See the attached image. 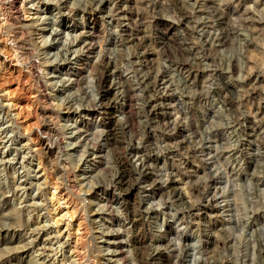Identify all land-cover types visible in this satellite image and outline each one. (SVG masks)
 <instances>
[{
    "label": "rangeland",
    "instance_id": "obj_1",
    "mask_svg": "<svg viewBox=\"0 0 264 264\" xmlns=\"http://www.w3.org/2000/svg\"><path fill=\"white\" fill-rule=\"evenodd\" d=\"M67 1L78 9L75 14H67L52 0H19L26 21H4L0 16V110L4 105L11 121L6 126H11V131L16 129L10 132L14 143L9 147L0 145V158H11L12 167L5 169L0 163V172L3 179L10 174V178H29L16 198L9 193L0 203V223L13 220L6 211V201L16 204L22 200L18 207L26 210L23 220L32 229L37 227L35 220L52 227L50 235L44 231L40 236L34 235L26 228L11 230L8 235L2 233L0 255H7L0 264H28L31 252L21 248L24 242L19 240L31 238L39 244L35 257L52 255L47 263H52V257L63 260L62 252L55 256L56 252L51 251H60L58 230L64 237L62 242L69 241V232L73 238L82 234V264H139L135 247L139 242L148 258L159 252L170 253V261L158 264H179L180 253L185 249L186 264H264V0H211L214 8L210 12L200 8L203 0H184L192 14L187 24L189 35L184 31L186 21L171 8L169 0H123V6L143 12L152 3H159V14L175 26L172 49L189 50L199 84L196 88L190 86L187 74L175 68L161 46L153 15L146 14L142 26L132 25L129 32H124L123 20L116 12L113 16L107 9L101 13L91 0ZM111 2L110 8L115 11V2ZM46 7L50 10L45 15L49 18L43 25L48 26L45 32L35 24L23 27L37 19L38 10ZM223 13L230 28L226 44L219 40L222 27L217 24ZM52 29L62 33L59 38L64 44L85 39L95 29L93 53L79 59H75L76 53L67 55L64 59L68 58L71 65L62 75L59 69L64 60L57 62L58 49L52 48L47 54L41 47L57 42L51 36ZM129 33L147 40L142 51L149 55L150 68L138 59L141 50L127 40ZM100 56H109L114 62L110 98L115 104L109 111L96 103L99 75L94 65ZM234 65L237 70H233ZM76 70L81 74L79 83L58 93L56 98L57 87L50 85L49 79L59 75L65 81L77 79L72 77ZM151 71L160 80V102L169 105L171 120L184 126L180 133L175 127L162 131L161 122L144 110L148 95L139 87V79ZM60 80L53 82L62 85ZM124 82L135 87L134 126H130L124 111ZM223 83L233 89L232 110ZM201 91L206 97L198 102ZM15 103L17 109L13 107ZM71 105L72 109H86L79 116L68 108ZM46 113L51 117L46 118ZM110 121H117L123 133L108 141L103 125ZM70 127L84 131V145L77 152L68 147ZM37 136L44 148L39 154L33 152L38 149L36 144L29 141ZM181 141L184 144L175 148L172 159L163 153L162 160L153 164L151 170L143 169L142 163L153 151L163 152ZM29 150L32 153L25 160L19 159ZM93 151L100 153L91 155ZM118 156L129 165L131 183L135 184L130 193L122 183ZM14 157L18 159L13 160ZM86 157L88 162L84 163ZM170 166L177 180L175 187L193 206L192 214L210 204L218 208L209 215L191 216L180 200L181 194L152 191L153 181H167ZM53 194L57 196L53 198ZM62 195L65 198L58 202L56 199ZM132 216L141 220L137 231L129 224ZM55 220L59 225H54ZM171 227L180 228L183 234V244L177 251L160 242L164 231ZM111 234L112 242L121 243L108 248L105 236ZM170 239L179 242L176 235ZM44 243L47 251L40 256ZM67 250L64 247L63 252L67 254ZM112 250L117 253L110 254Z\"/></svg>",
    "mask_w": 264,
    "mask_h": 264
},
{
    "label": "bare ground",
    "instance_id": "obj_2",
    "mask_svg": "<svg viewBox=\"0 0 264 264\" xmlns=\"http://www.w3.org/2000/svg\"><path fill=\"white\" fill-rule=\"evenodd\" d=\"M55 1L62 9H65L67 11V14L69 15H73L76 13V11H78L77 8H74L72 6L68 5V1L67 0H52ZM92 4L97 5V11L103 13L106 9L109 10L112 13L116 12V16H118L119 20H123L121 23L123 26H125V30L124 32H129V29L132 25H137V26H142L144 23V18L146 14H151L153 15V20H154V24L157 26V33L156 35L158 36V38L160 39V44L161 46L165 49L168 57L173 61L174 66L177 70L186 73L187 74V80L188 83L190 84L191 87H197L199 86V84H197V80L195 79V77H197L196 74V70L194 69V65L190 59L189 56V50H186L184 47H179V49H177L176 51H174L171 47V40H173V35L174 30H175V26L174 24L170 23L165 17H163L162 15L159 14L160 12V5L157 2H154L150 5V8H146L145 11H133L132 8H127L125 6H123V0H114L115 2V11L112 10V8H110V5L112 6L111 0H91ZM171 8L177 12L183 21H186L185 25H184V31L186 32V34H190V30L188 28V23L190 22L191 17V13L190 11H188L185 7V1L184 0H169ZM201 6L200 8H207L210 12V10H212V6H210V4H213L211 0H203L201 2ZM50 9L49 7H46L45 9H39L38 10V17L37 19L35 18L34 20L31 21V24H23V27L26 26H30L32 24H35V26H38L40 29V31L45 32L48 28V26L43 27V25L47 24V20L49 19L48 17H46L45 15L47 14L46 12H48ZM106 10V11H107ZM0 16L3 17L4 21L9 20V19H15V20H19V23H21L22 20L26 21V13L24 10V7L22 5L19 4V0H0ZM113 16V14H112ZM2 19H0L1 21ZM227 20V19H226ZM225 20V14L223 13L222 15L219 16L217 24L222 27V32H221V36L219 37L220 42H222L223 44H226V40L228 39V36L230 35V28L229 25L227 24ZM95 28V27H94ZM96 29V28H95ZM94 30H90L88 32V37L85 39H75L74 41H72L71 43H67L64 44L63 42H61V38H59L61 36L62 33H60L59 30L57 29H52L51 32V36L54 38V40H56L57 42L54 44H50V45H41L42 49L47 50L44 53H48V51L50 49H58V52L56 54H58L60 56V59L57 61L59 63V61L64 60L63 62H61L60 64V72L63 75V71H65L66 69L69 68V66L71 65V62H69L68 58L64 59L67 55H73V54H77L75 59H79L80 57H86L89 58L90 55L93 53V49H94V42H95V33L96 31ZM127 40L130 43H134L136 44V47L139 48L141 51L137 53V57L138 59H140L142 64H147V61L149 60V55L148 53H146L145 51H142L147 43V40L143 37H138L137 35L133 34L131 35L130 33L128 34V38ZM77 47H80L81 49H76ZM101 55V54H100ZM47 56V55H46ZM63 57V58H62ZM100 61L97 63V65H94L95 71L98 73L99 77V97L98 100H96V103L98 104V106H105L106 110H110L113 105L115 104L111 98L110 95L113 91V86L110 82L112 76L114 75V62L109 58V56H100ZM147 66L149 67V63L147 64ZM150 68V67H149ZM238 67L237 65L233 66V70H237ZM57 73L56 71L54 72V74ZM80 72H78V70L75 71V74L72 75L76 76L77 79H68L67 81H65L61 75H59V77H54L51 79H49V83L50 85H54L56 88V92L57 95H55V97L57 98L58 93L62 94L65 93V91L69 90L70 88L72 89L73 87H75L79 82H78V78L80 76ZM55 79H61L60 81L63 82L62 85H57L55 82H53ZM159 78L154 76L151 73H146L144 74L140 79H139V87L143 88L147 95H148V99L146 101V105L144 106V110L145 112L150 116V117H154L157 118L159 120V126L162 128V131H166L168 129V127H175L178 132H182L183 131V124H180V122H176V121H172L170 118V115L167 113V110L170 108L169 105L165 102H160V98L157 96V93L160 92V82H159ZM123 99L125 101V105H124V111L126 112L127 118L130 122V126H134L135 122H136V114L134 112L133 109V104L135 102V98H136V94H135V87L133 84H130L128 82H124L123 85ZM223 92L226 94L227 98V104L231 107L230 110L233 109V89L232 87L228 84V83H223ZM45 98L48 97L47 94L44 95ZM118 95H117V99H118ZM206 96L203 95L202 91L198 93L197 95V100L198 102L203 100ZM50 98V97H49ZM193 101H196V97H192L191 98ZM18 103L13 104L14 108H18L17 107ZM73 105H71L70 107H68L70 110H72L71 112L73 114L76 115H81L83 113V111H81L82 109L85 110L86 108H75L72 109ZM1 110H0V145H5V147H9L10 143H14V139L11 137L10 132H15L16 129H13V131L10 130V128H12L11 126H6L8 123H10V119L9 116L10 114L6 111L5 106L2 105L1 106ZM7 109L11 110V107L8 106L6 107ZM109 113V112H108ZM20 114V111L18 113V115ZM6 115V121H5V116ZM46 118H50L51 115L49 113H46ZM45 116V115H44ZM68 120H70L69 118H66ZM13 126V125H12ZM69 132L68 134V147H71L73 150H75V152H77L80 148V146L84 145V140H82V136L84 134V131L81 130L80 128H75V127H70L68 128ZM123 127L117 122V121H110L108 123H105L103 125V132H104V136L106 137V139L109 140H113V139H117L122 133H123ZM51 131L55 132V129H51ZM40 137L37 136L35 138H30L29 141H32L36 144V147H38L37 150H34V153H42L43 148V144L41 142V140L39 139ZM169 136L165 135V140H168ZM65 142V141H64ZM184 144L183 141L176 143V145L174 146H170L168 148L165 149V151L163 152H155L153 151V154L151 153L150 156H148L147 158H145L146 160L142 163V167L143 169H145L146 171L151 170L152 165L153 164H158L162 158H163V153H168L171 157L170 159H172V155H174L175 153V148H178L179 146H182ZM28 150V149H27ZM75 152H73L72 154L70 153V155L72 156ZM29 153H32V150L28 153H26L25 155H22L19 159L25 160V158L28 157ZM33 153V154H34ZM100 151H93L91 152V155L93 154H99ZM35 156V155H34ZM90 157V156H87ZM87 157L84 159V163H87ZM18 158L14 157L13 160H16ZM11 158H9L8 160H6V158L3 156L0 158V163H3L5 165V169H8L9 164L11 163ZM39 160V164L40 166L43 165V160L42 157L38 158ZM117 162L120 165V168L122 169V183L124 184V186L127 187L128 192H132L135 184L131 183V173L130 170L128 169V162L127 160L122 157V156H118L117 157ZM22 165H24V162H20ZM209 164V163H207ZM169 169L171 170L169 178H167V181L162 184L159 183L158 181H153L152 182V191L156 192V193H160L162 195L165 194H172V195H180V200L182 201V203L186 206V208L188 209V213L191 216H204V215H209L210 211H213L214 209H217V206H214V204H210L205 206V208L200 209L198 214H192L194 209L193 206L191 204V202L188 200L187 196L183 195L182 193H180L178 191V189L175 187L177 180L174 179V168L172 166L169 167ZM46 170V169H45ZM86 171H84V175H87V173H85ZM11 175V174H10ZM10 175H7L8 178L7 179H3L2 177V173L0 172V203H2L5 198V196L9 193H12L13 196L16 198L17 197V191L19 190H23L25 189V187L23 188L24 185L28 184V180L29 178H26L25 180H22V177H11ZM84 180H88L87 177H84ZM57 189V187H56ZM57 196L55 194H53V198ZM69 198V195H66ZM64 195L61 196V198H57L56 200L58 202H60V199H64ZM53 200V199H52ZM51 200V201H52ZM10 201H6V211H8V213L10 215H12L13 220H3L0 223V236L2 235V233H5L6 235L10 234L11 230L14 229H22V228H26V231H31L34 235H38L40 236V234L42 233V231L47 232L48 235H50V228H48L47 226H45L44 224L41 225V222H36L38 220H35V224H37L36 228H31L30 224H27V222H25L23 220V215L26 212V210L23 209H19L18 204H20V201L22 200H18L16 204L12 203ZM30 208V207H29ZM203 210V211H202ZM211 213V212H210ZM39 218V216H38ZM54 220V219H52ZM34 220H32L33 223ZM129 224L132 226V228L137 231L140 229V226L142 225L141 220H138L136 216H132L131 220H129ZM54 225H59L58 220H55ZM69 228V224H67V229ZM172 235H176L177 239H178V243H174L172 242V240L170 239V237ZM109 236V238L107 237ZM105 236V243H108L109 246L108 248H110L111 244H120L121 242H112V238L111 236L114 235H107ZM164 239H161V244H165L167 246V249H169L170 247H174L173 250L177 251L179 250L180 244H183V234L180 228L177 229H173L172 227L165 230L164 231ZM35 237V236H34ZM69 239V241H65L62 242V240H64V237H62V233L60 232V230H58V244L60 247V251L57 252V249L53 250L52 248V253L56 252L55 256H57L59 254V252H62L61 257H63V260H59L57 258H51L52 259V263H47L46 261L52 256L50 254L43 256L41 259H38V257H35V254L38 252V250H36V246H38L39 244H37V239L36 238H31V240H19L20 243L24 242V245L21 247L23 249H27L28 252H31L30 254V260L27 262L28 264H55L58 262V264H82L81 262V254L83 252V248L79 246L80 244V240L82 237V234L75 236V238L72 237L71 232L68 233L67 235ZM52 243V242H51ZM141 242H139V245L137 244V255H138V262L139 264H158L159 261H163V262H168L170 261V253L168 252H159L157 255L148 258L146 257V252L145 250L143 251V247H141L140 244ZM145 242H142V245ZM176 244V245H175ZM44 246H42V248L44 249V252L41 253L40 256L44 255L45 251H47L46 248V243L43 244ZM64 247H66L67 250V254H65L66 252L64 250ZM147 247V246H146ZM59 249V248H58ZM69 253V256H67ZM117 252L112 250L110 251V254L114 255ZM180 257H179V264H186V249L181 251L180 253ZM5 255H7V253L5 254H1L0 255V259L3 258ZM40 260H42L40 262ZM11 262V260L9 261ZM43 262V263H42Z\"/></svg>",
    "mask_w": 264,
    "mask_h": 264
}]
</instances>
